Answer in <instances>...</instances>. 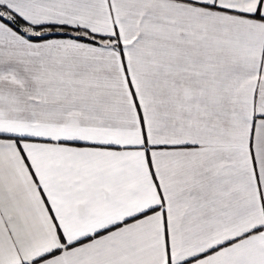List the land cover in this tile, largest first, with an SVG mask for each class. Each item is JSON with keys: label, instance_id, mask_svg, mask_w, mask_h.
Wrapping results in <instances>:
<instances>
[{"label": "snow or ice", "instance_id": "1", "mask_svg": "<svg viewBox=\"0 0 264 264\" xmlns=\"http://www.w3.org/2000/svg\"><path fill=\"white\" fill-rule=\"evenodd\" d=\"M0 264H264V0H0Z\"/></svg>", "mask_w": 264, "mask_h": 264}]
</instances>
